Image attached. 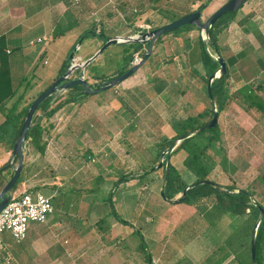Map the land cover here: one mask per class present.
<instances>
[{
    "label": "crops",
    "instance_id": "crops-1",
    "mask_svg": "<svg viewBox=\"0 0 264 264\" xmlns=\"http://www.w3.org/2000/svg\"><path fill=\"white\" fill-rule=\"evenodd\" d=\"M46 1H36L38 5L33 6L34 2L30 0L28 2L30 7L28 12L25 8V0H0V36L4 37L10 74L17 71L15 68H19L21 69L19 74L24 75L25 68L27 69L28 66L33 67V62L36 59L46 58L43 60V65L47 64V67L43 66L41 72L50 75L58 69L52 78L54 81L60 69L58 64L53 67L50 63L55 60L58 54L56 53L57 47L54 46L57 37L61 36V31L59 32L56 27L58 18L70 9L76 24V27H73V25L72 29L70 28L71 32H79L81 29L76 28H80V25L84 28L83 24H86V28L89 27V16L87 12L85 14L87 6L82 0L78 3L79 5H74L79 0L77 2L70 1L71 8L65 6L64 0ZM34 15L39 16L36 21L33 18L30 19ZM234 19L236 23L239 22L238 27L243 36H241L242 40L238 50L228 54V56L240 55V58L234 63L235 67L237 64H243L247 59L255 58L252 63L255 65L254 73L261 75L263 82L256 85L248 81L237 84L240 83L238 78L245 76L243 75L245 68L239 66L236 69L234 67L233 73L236 74V82H238L236 83L234 80L233 93H229L231 94V102L225 113L236 109L237 111L240 110L243 114H239L241 119L250 122L249 113L253 107H250L245 101L241 90L246 86L258 88L260 93L257 94L264 101V0H246ZM233 20L231 22H234ZM140 22L141 20H138L134 25L139 26ZM36 34L34 40L33 36ZM38 39H41V41H38ZM45 39L46 41L43 43ZM35 43H37L36 46ZM154 52L152 51L145 61L148 63L147 66L143 67L144 62L133 75L114 87L115 91L119 90L117 95H113L111 90H108V93L99 94L100 96L97 98H82L66 103L51 115L45 121L46 131L43 137L46 140V146L43 152L37 151L29 144L30 148L28 150L34 149L36 152H30L29 155L24 152V163L20 173L21 186L18 194L26 188L43 192L51 197V203L53 200L55 201V204L52 203V205L54 210H57V214L50 216L43 224H30L26 239L17 246H11L5 237L6 248L17 264H92L95 258H98V261H104L106 264H138L137 258H132L131 253L127 254L128 250L132 251L133 249L136 251L138 247L137 234L134 235L135 231L132 230L135 227L133 219H126L127 221L121 222L112 215V207L115 209L117 206L113 204V195L110 199L111 194H113L111 190L112 181L117 179L116 174L113 177V173H131L133 175V177L118 184L122 186V191L114 201L118 202L116 203L118 205L124 204L126 201L131 204L133 198L129 197L132 192L130 189L134 187L133 183L138 175L134 173V170L140 172L143 170L137 163L135 155L139 154L142 151L141 149L145 150L147 148L154 149L157 153L159 143L164 138H170L176 134V123L180 124L187 116L196 115L207 109L204 100L206 98L205 88L203 89L204 70L199 67L193 68L197 64L201 65L199 55L193 53V50H188L186 53V67H189L188 73L194 77L195 82L191 81V85L188 82L190 86L185 90L181 86L185 85L184 83L180 86L171 83L170 76L166 75L164 68L157 67L160 60L154 58ZM90 55L83 58V60ZM25 56L30 58L28 64L24 63ZM47 60H49L48 63ZM149 69L154 71L152 73H150L151 71L147 72ZM175 74L171 78H174ZM188 93H193L194 97H190V95H187ZM152 98L156 99H153L152 104H150ZM165 98L166 101L164 102L163 99ZM221 113L218 115L217 120L219 126ZM231 122L232 131L237 127L238 131L245 135L247 129L241 124L242 128L236 125L240 123L237 118L233 117ZM120 126L123 132V141L122 143L118 141L117 145L124 144L122 145L123 151L129 156L130 163L128 160L122 161L121 157H118L115 151L114 139H111L110 131ZM171 128L173 129L172 134ZM245 129L246 132H244ZM150 138L152 139L150 145L144 144V141L142 142V140ZM143 154H146L145 151ZM155 156L146 159L145 162L150 166L155 165L157 162ZM185 156L181 149L170 156V162L180 174V181L183 183L191 179L189 175L192 174L183 165ZM8 157L7 155H0V166L7 162ZM93 157H96L95 162L90 161V158ZM178 157L181 159H179L178 164H175L173 161L178 160ZM232 159H227V166L230 165L226 168L228 170L226 172L231 174V178L234 169L236 170ZM260 159L261 163L255 174L253 171L249 173L247 169H240L248 174V177L251 175L250 184L244 185L246 187L237 185L234 180L223 186L232 184L236 188L247 189L253 193V199L264 207V149L261 152ZM187 172L191 174H187L188 179H184ZM157 175L160 176V174ZM99 179L103 181L100 186V193L97 196L90 195L89 198L87 197L89 200H84L81 195L77 200V205L72 204L74 201V198L70 196L72 190L76 188L80 191L81 186L85 184V186H90L89 184L92 181L98 182ZM153 181L157 183L158 179L156 181L154 178ZM95 182L93 183L95 184ZM253 184L256 187H253ZM74 185L77 187L74 188ZM68 186H70L71 191H67L66 194L63 189ZM95 187L98 186L96 185L92 189ZM91 197L93 198L91 199ZM108 199L111 200L112 206L110 202H106ZM167 203L170 205L175 204L173 211L177 213L187 212L191 216L196 215L199 219L197 221H202L205 216L200 209L205 208L211 211L214 208L211 204L212 201L209 199L206 200V204L202 208L195 204L183 206L177 201ZM71 208H74L75 213ZM132 208L129 207L130 212ZM160 208L167 213L171 210L170 207L166 208L162 204ZM117 209H119L118 206ZM153 216L147 214V221L152 223ZM212 219L213 222L208 224L210 226L207 225V227L206 222V227L204 226L200 231L198 229L197 231L193 230L190 240L186 241L183 248H181V251H188L191 256H196V262L190 261L187 263L179 260L178 264H207V261L210 260V254H214L215 251L217 252L220 249L219 238H227L230 233L237 231H240L239 245L241 251H246L244 246L246 247V244H248L247 242L252 233L250 227L252 219L249 214L235 215L231 212H214ZM221 220L224 223L219 226L217 222H221ZM220 233L224 236L218 238V236H221ZM262 234V260L260 264H264V223ZM203 235L205 239L208 236L211 240L215 235L218 241L214 244L209 243V246L205 245L206 243L203 244L201 241ZM195 238L199 239L198 242L202 244L196 248L192 242ZM229 248L224 250V252L226 251L225 256L216 264H249L246 256L238 259L236 253ZM203 249H206L205 254L202 252ZM149 254L151 264H157V260L162 259L161 254H165L164 245L160 246L157 242L154 245V252L153 249H149ZM92 258H94L93 261H91ZM84 261L86 262L84 263ZM163 262L158 264H163Z\"/></svg>",
    "mask_w": 264,
    "mask_h": 264
},
{
    "label": "rangeland",
    "instance_id": "rangeland-1",
    "mask_svg": "<svg viewBox=\"0 0 264 264\" xmlns=\"http://www.w3.org/2000/svg\"><path fill=\"white\" fill-rule=\"evenodd\" d=\"M29 1L30 0H25V3H26L25 8L27 9L28 12L30 10V7L28 6ZM36 1H42V0H32V2H34L33 6L38 5ZM70 1L73 2V0H64L63 3L66 4L65 5L66 7L71 8ZM227 1L228 0H86V1L82 0V2H85L87 6L85 14L87 12L89 16L88 17L89 27L86 28L85 27L86 24H83L84 28L81 25H80V28H76V29H81L79 32L77 31L71 32L70 31L72 29L71 27L73 25H74L73 27H76L75 26L76 24L74 22V16L70 13V9L67 10L64 15H61V17L58 18V21L56 23L57 30L59 32L61 31V36L57 37L56 43L54 44V46L57 47L56 53L58 54L55 60L51 61L50 63H52L53 67H55V64H58V67L60 68V66L62 65V62L67 57H69L71 53H73V59L76 58V62H78L81 59L83 60V58H86L90 54L92 55L102 45L101 44L102 41H100V39L97 36H89V37L81 39V35L85 34L91 27L92 28L94 27L96 32L98 30H103L107 35L111 37L115 35H120V36L136 35L142 29L140 25L143 26L144 24H149L151 27H156L158 25H162L165 22L168 23L170 22V19H173V18L176 19L175 17H177L179 14L182 15L187 11L192 12L198 9V7L202 4L203 5L206 4V7L202 10V17L206 19L212 12H214L216 9H218L222 4H224ZM79 2L80 0L77 3H74V5H79L78 4ZM243 4L240 6V8L243 6ZM239 9L237 10V12L239 11ZM34 16H32L30 19L33 18V20L36 21L39 16L38 15H36L35 17ZM138 20L139 21L141 20V22L139 23L140 25L135 26L134 23L138 22ZM241 24H242V20H241ZM238 25H239L238 21L237 23L236 21L231 22L218 35V44L220 45V48H221L220 54L225 58L228 56V54L232 52H236L238 50V47L240 46V43L242 40L241 36L243 35L240 32V28L238 27ZM144 31L145 30H143L142 32ZM36 36L37 34L33 36L34 40L36 39ZM199 36L203 38V33L197 27H194L193 29L189 31L178 33L177 35L167 34L162 38V40L158 44L154 43V46L152 49L153 52L155 51L154 52L155 54L153 55L154 58H157L158 60H160L157 67L164 68V72L167 73L166 75L170 76L171 83L177 86H180L181 84L184 83L185 85H181V86L185 90L189 88L192 82L193 83L195 82L193 80L194 77L188 73L189 67L188 66L186 67V62H185L187 61L186 53L188 52V50H193V53H197L199 55V52L201 49L200 44L197 41V38ZM185 38H187V40ZM45 41L46 39L43 40V43H45ZM36 44L37 43H35V46ZM120 50H121V47L117 45H111L104 52H102L100 56H98V58L95 59L93 62H95V64L99 67V70L101 72L111 74L114 71V69L118 67L120 63V58H119ZM209 50L211 51L212 49L209 48ZM136 57L140 58V55L135 54L132 59L133 60L132 63L135 61ZM44 59L42 60L36 59L35 62H33V65H34L33 67L32 66L29 67L27 65L28 68L27 69L25 68L26 72L24 73V75L19 74L21 69L15 68L17 71L13 72V74H11V77H12L13 86L15 84L14 88L17 89V94L16 96L12 98V100H10L7 103V105H5L6 109L10 107L12 102L18 97L19 94H23V98L18 105V108H21L28 102L32 101L39 92L47 88L53 82L52 78L56 74V71L58 69L54 70V72H52V74L50 75L42 74L41 70L43 66L47 67V64L43 65ZM254 59H247V61L244 62L243 64L236 65V67L242 66L243 68H245V73L243 74L245 76L244 77L242 76V78H238V81H240V83H237L238 81L236 82L237 77H236V74L233 73V69L235 70L236 68L235 65L230 67V76L227 78L226 86H225L228 93L230 92L231 94L233 93L232 89L235 86L234 80L237 84H241V83L248 81L250 83L253 82L252 84L256 85L260 82H263L262 76L254 73L255 65L252 64L254 62ZM29 60H30L29 56H25L24 63L28 64ZM48 61L49 60H47V63ZM147 64L148 63L145 62L143 64L144 65L143 67L147 66ZM198 67L201 69L203 68L202 65L200 64L193 66L194 69ZM250 67H251V70H250ZM246 69L248 70L246 71ZM77 70L79 71V69L74 70L71 73L69 78L78 77L79 72L77 73ZM149 71H151L150 73H152L154 70L149 69L147 72ZM175 73H177L178 76ZM87 74L88 73L85 70V77L87 78V80L90 83L95 82L94 78ZM174 74L176 75L174 77L175 79L171 78ZM188 82L190 85L188 84ZM118 84H116L115 86H117ZM115 86L105 89L103 91L97 92V93H90L89 95L85 94L83 98L84 99H87V98L91 99L95 97L97 98L98 96H100L99 94L104 95L108 93L107 92L108 90H111L113 95H117L119 90L117 89L115 91V88H114ZM254 89L256 90L257 93H260L257 88L254 87ZM205 92L207 95L206 85H205ZM187 95H190V97H194L193 93H188ZM57 98L51 102L50 104L51 106L52 104H54V101L56 102ZM60 99H63V97L60 96ZM153 99H156V98H152L150 100L151 101L150 104H152ZM163 100L165 102L166 98ZM204 100L207 104V109H208V107H210L211 102L209 98L207 97ZM6 109H5V112H7ZM225 110H223V112L221 113L222 116L220 120L221 121L220 129H221L222 134L220 136V140L212 144V146L206 150V155L208 159L207 161L205 159V161L207 163L210 162V164H212L211 162H213L212 164L213 167L209 164V166L212 167L210 168L211 170H210L209 176L216 183H219V184L221 183L222 185H225L229 181L234 180V182H236L237 185L246 187L244 185L250 184L249 180H250L251 175H249L248 177V174H246L245 172H242V170L240 169L244 168V169H247L249 173L253 171L255 174L256 170L258 169L259 164L261 163V159H260L261 152L264 149V122H263L264 117H263V114L260 111H258L256 108H251L250 113H249L250 115L249 121L251 122L250 123V122L243 121L241 119L240 115H243V114L240 110L237 111L236 109L235 111H231V112L228 111L227 113H225ZM259 115H261L262 117ZM251 116H252V119H251ZM209 117L210 115H206L202 121L208 119ZM233 117L237 118L240 121V123L236 124L237 126L242 128L241 127L242 125L243 127L247 129V132H246V129L244 131L246 132L245 135L239 132L237 127H235V130L232 131L231 119ZM3 118H4V113L0 111V121H2ZM175 125H177L176 130H178L179 124L176 123ZM209 132L210 130L208 131L205 130L202 133H197L196 135H194V137L190 139L188 146H191L192 144L203 146V144H205L207 141L206 138ZM110 133L112 137L111 139H114L113 141L116 145L115 151L118 154V157H121L122 161L128 160V162L130 163L129 156L123 151L122 145L124 144L117 145L118 141H120L121 143L123 141L122 140L123 132L121 130V126L119 128H115V130L110 131ZM172 133H173V129L171 128V134ZM150 140L152 139L151 138L148 140L144 139L142 140V142L144 141V144L147 143V145H150L152 143ZM29 148H30L29 144H26V146L24 147V152L27 153L28 155L30 152H36V150L34 149L28 150ZM141 150L142 151H140L139 154L135 155V157H136L137 163L143 169L141 172L143 173L144 171H147V173L136 177V181H134L133 183L134 187L130 189L132 192L130 193L131 195L129 197L133 198V200H131L132 201L131 204H129L128 201L120 205L116 204L118 202H114L117 199V195L120 193V191H122V186H119L118 183L116 184L115 182H117L119 180V177L123 174L121 173L117 174L116 172L113 173V177L116 174L117 179L112 181L113 186L111 190L113 191V194H111L110 199L113 195V204L119 207V209H117V206H116L115 211H117V214L119 215V217L120 216L122 217V218L120 217L121 219H123L124 221L126 219L127 220L133 219L134 221L133 223L135 227L134 229L132 228V230L135 231L134 235L137 234V239H138L137 250L136 251H134L133 249L132 251L128 250L127 254L131 253L132 258L134 259L137 258L138 264H149L148 261H146L147 254H149V249H153V252H154V245L157 242H159L160 246L164 245L165 254H161L162 259L159 261L157 260V264L159 262L162 263L163 260L165 262V263L163 262V264H178L177 262L179 260L183 262H187V263H189L190 261H193L195 263L197 260L196 256L194 257L191 256V254L188 251L187 252L181 251L182 250L181 248H183V245L186 243V241L190 240L189 238L191 235H193V230L197 231L198 229L200 231L201 229H203L206 222H207L206 226L212 223L213 222L212 214H214V212L216 213L220 212V210L217 207H214L213 209H211V211H208L205 208L200 209L202 213L205 214L204 219L202 221H197L199 219L196 217V215L191 216L187 212L177 213L176 211H173L175 204L170 205L169 203L165 202V200H163V198L160 196V188H161L162 181H163V177H161L163 176V169L156 168V166L159 163L160 158L158 159V156H155V159H158V162H156L155 165L150 166L149 164L145 162V160L148 158H151L153 155H156L155 150L149 149V148L145 150L143 149ZM181 150H183L185 155H187V152L184 149H181ZM144 151L146 154H143ZM6 152L7 151H5V148L2 145H0V155L9 156L11 153V151H9L8 152L9 155H8L6 154ZM223 156L226 157V159L233 158L232 163H234L235 165L234 167L236 168V170L234 169L232 178L230 176L231 174L226 172L228 170L223 171L221 169L220 161ZM92 159L94 161H92ZM179 159L181 158L178 157V160H174L173 162L175 164H178ZM90 161L95 162L96 157L90 158ZM228 166H227V161H226V168ZM153 168H156V169L152 170ZM229 172L231 173L230 170ZM134 173L138 174L140 173V171L134 170ZM157 174H160V176ZM187 174L189 175L191 173L187 172L185 174L184 179H188ZM189 177L191 178L189 179L190 181L186 180L184 183L183 182L181 183L185 185L194 183L196 177L193 174L189 175ZM154 178L156 179V181L158 179L157 183H154L153 181ZM102 181H103L102 179H99L98 182L92 181V183L95 182V184L91 183L89 184L90 186H85L86 184L81 187L79 186L81 188L80 191L76 190L75 187L77 186L74 185L75 189L71 186L74 189L70 193V196L74 198V201L72 204L76 206L77 200L79 199V196L81 195L84 197V200L85 199L89 200L88 198L90 195L93 197L97 196L100 193V188H101L100 186L102 184ZM96 185L98 187H95L92 189V187ZM20 186H21V180L17 184L16 190L10 193V196H15L16 194H18V191L20 190ZM252 186L256 187L255 184H253ZM69 187L70 186L64 187L63 189L64 192H66V194H67V191L68 192L71 191ZM26 189H29V188H26ZM180 195L181 194H178L176 198H178ZM93 197H91V199ZM110 199H108V201L106 202L109 203ZM85 202H90V201H85ZM52 203L55 204V201L53 200ZM178 203L183 206L187 204L185 202H178ZM161 204L164 205L166 208L170 207L171 210H169L168 213L166 211H163L160 208ZM130 206L133 207L131 212L129 211ZM74 208H71L73 213H75ZM54 211L55 212H53L50 216L57 214V210L55 209ZM147 214L154 215L153 216L154 220L152 223L147 221L148 220L146 217ZM112 215L116 218L113 212H112ZM210 218L212 219L211 221L209 220ZM223 223L224 221L222 220L221 222L219 221L217 222L219 226H221ZM34 224H43V223H34ZM252 225H253V220H251L250 227H252ZM210 230L212 229L210 228ZM221 234L222 233H220V235ZM223 236L224 235L218 236V238L223 237ZM5 237H6V241L9 242L11 246H17V243H15V241L9 236L8 233L4 235V241H5ZM87 237H88V234H87ZM142 237H143V240L145 241L144 243L145 246L142 244V242H144L142 240ZM219 240H220V244H219L220 249L217 252L215 251L214 254H210V257H209L210 260L207 261L208 263L211 262L210 264H216L217 262H219L223 258V256H225L226 254V251L224 252V250H228V247H230L236 253V256L238 259H241V257L244 258L246 256L248 258V263L252 264L251 252H250V238H249V241L247 242L248 244H246V247L244 246V248H246V251L244 252L241 251V248L239 245L240 231L232 232L229 234L227 238H224V239L219 238ZM198 241L199 239L197 240L196 238L192 240L193 246L195 248L198 245L200 246L202 245ZM201 241L203 244L206 243L205 245L209 246V243H212V244L217 243L218 239L215 237V235L212 240L208 236L205 239L203 235L201 236ZM202 252L205 254L206 249H203ZM261 254H262V251L260 250V252H258V256H260L259 258L260 262L262 260ZM93 260L94 258L91 259V261ZM85 262L86 261H84V263ZM10 264H17L16 260L15 261L12 260ZM92 264H106V263L101 260L98 261V258H95Z\"/></svg>",
    "mask_w": 264,
    "mask_h": 264
},
{
    "label": "trees",
    "instance_id": "trees-1",
    "mask_svg": "<svg viewBox=\"0 0 264 264\" xmlns=\"http://www.w3.org/2000/svg\"><path fill=\"white\" fill-rule=\"evenodd\" d=\"M202 6L203 4L200 5L198 9H200ZM189 12L191 11H187L184 14H187ZM236 12L237 11H232V12L222 15L219 19H217L213 27L210 28L209 34H208L209 41H210L209 48L212 49L215 46L217 48V51L220 53L221 48H220V45L218 44V35L234 19ZM182 15L179 14L175 18H178ZM171 20H174V18L170 19V21ZM164 24H166V22L163 23L162 25ZM162 25L151 27V29L157 28ZM194 27L196 26L195 25L181 26L169 33L159 36L156 39L155 44H158L162 40V38L167 34L177 35L178 33L189 31L193 29ZM89 36H97L100 39V41H102L101 44H103L107 38L111 37L107 35L103 30H98L96 32L94 27L93 28L91 27L85 34L81 35V39L89 37ZM185 39L187 40V38ZM197 41L199 42L200 47H201L200 52H199V62L201 63L204 69V73H205V78L203 81L204 88H205L208 76L218 67V64L214 61L212 56L205 50L203 39L200 36L197 38ZM117 46L121 47L120 57H119L120 63L118 67H116V69H114V71L111 74L101 72L99 70V67L95 64V62H92L85 68V70L88 73L87 75H90L91 77H93L95 81H96V78H98L97 85H96L97 87L100 86L102 82L108 81L126 72L129 69L130 62L132 61L134 55L139 52L140 54L138 55L142 57L147 48V45H141L137 43L117 44ZM70 55H73V53H71ZM239 58H240V55H237V56L232 55L226 58L224 57L225 62L227 64V73L224 76L216 78L211 83L212 95H213V98L216 104V108L218 110V115L223 110L227 109V107L230 105L231 96L228 93L225 86H226L227 78L230 76V67H232ZM70 62H71V58L69 56L62 62V65L59 69V73L57 77L62 75L67 70ZM78 72L79 71L77 70V73ZM16 94H17V89L14 88L12 84L8 56L5 50L4 37L0 36V111L4 113V118L0 122V145H2L5 148V151H12L14 140L21 128V125L27 113L28 107L30 103L32 102L30 101L24 106H22L21 108H18V105L23 98V94H19L18 97L12 102L10 107L6 109L5 105H7V103L10 100H12V98L16 96ZM241 94L243 95L245 101L248 103L250 107L256 108L258 111H260L264 115V101L258 96L254 88H251L250 86H246L241 90ZM63 95H60L63 97V99H60V96H58L56 102L54 101V104H52V106L50 104L53 101V96L48 97L38 106L35 112V116L32 120V124L30 125L28 129L27 138L23 142V151H24V147L26 146V144H30L37 151L43 152L46 146V140H44V137H43L44 132L46 131L45 121L66 103L74 102V101L82 99L85 93L83 91V87L81 85H77V86L70 88L66 92H64ZM205 96L209 98L208 95H206V92H205ZM5 109L7 110V112H5ZM206 115H210V117L202 121ZM211 116H212V105L211 104L207 110L197 113L196 115L187 116L184 119V121H182L181 124H179V129L177 130L174 136L170 138H164L159 143L158 151L156 153V156H158V159L160 158V154L163 151H165L175 139L179 138L186 132L193 131L199 128L200 126L206 124L210 120ZM208 130H210V132L206 138L207 141L205 144H203V146L199 145L200 146L199 147L197 144H192L191 146H188L190 139L194 137L192 136V137L182 140L172 151V153H174L180 149H184L187 152V155L183 159V165L196 177L195 182L202 181V180H209V181L216 183L209 176V173L211 170L210 168L213 167L212 165L213 162H211L212 164H210V162L209 163L206 162L208 159L206 155V150L210 148L212 144L220 140V136L222 132H221L219 124H217V126L214 128L206 129V131ZM204 131H201L199 133H202ZM158 159H157V162H158ZM226 161H227L226 157L223 156L220 161L221 169L223 171H226ZM209 164L212 167L209 166ZM159 169H163V173H164V162L162 163ZM12 172L13 171L11 168H8L6 170H0V189L10 179V177L12 176ZM145 173H147V171H144L143 173L140 172L138 173L137 176L143 175ZM131 177H133L131 173L123 174L119 177V180L115 183L119 184L120 182L126 179H129ZM19 178L16 181V183L13 185V187L10 189L8 193L9 197H10V193L16 190V186L20 182ZM179 180H180V174L178 173L176 168L170 163L169 175H168V179H167V183L165 187V196L167 199L174 200L178 194H181L182 189L186 185L182 184L181 181ZM216 184L218 185V188L222 190L215 188L211 184L201 183L189 189L186 192L184 200H178L177 202H185L191 205L195 204L202 208L205 206L206 200L209 199L212 201L211 203L212 207H217L220 210V212H231L235 215L249 214L251 219L253 220V225L251 227V231H252L255 221L257 219V216L259 214V210L252 203V201L250 200L246 192H249L251 196L253 195V193L248 191L247 189H243L245 190V192L237 191L235 193H232L230 191L239 190L240 188H236L232 184L227 185V186H223L219 183H216ZM109 202H110V205L112 206L111 200H109ZM112 212L116 216V218L118 217V219L121 222H125L123 219L119 217V215L117 214V212L115 211L113 207H112ZM263 223H264V216L262 217V220L258 226L257 234H256V245H255V263L256 264H260V259H259L260 256H258V252H260L261 250L260 242L262 241V236H263L262 234ZM144 243L145 242H142V244L145 246ZM146 261H148V263L151 264L149 254H147Z\"/></svg>",
    "mask_w": 264,
    "mask_h": 264
},
{
    "label": "water",
    "instance_id": "water-1",
    "mask_svg": "<svg viewBox=\"0 0 264 264\" xmlns=\"http://www.w3.org/2000/svg\"><path fill=\"white\" fill-rule=\"evenodd\" d=\"M245 2L246 0H228L227 2L222 4L218 9L212 12L206 19L202 17V10L206 7V4H204L200 9H196L192 12L184 14L157 28L146 30L136 35H129V36L115 35L113 37L107 38L104 41V43L91 56H89L85 60H82V61L79 60L78 62H75V60L73 59V55H70L71 62L67 70L62 75H60L58 78H56L47 88L42 90L30 103L27 113L24 117L23 123L21 125V128L14 140V145L9 155V158L4 165L0 166V170H6L8 168H11L13 171L10 179L0 189V210L2 209V207L5 205V203L7 202L9 198L8 193L10 189L13 187V185L16 183V181L20 177V173H21L23 163H24L23 142L27 138L28 129L30 125L32 124V120L35 116V112L38 106L48 97L53 96V100H54L59 95L63 94L70 88L77 86V85H81L83 87V91L85 94L97 93V92H100V91H103L105 89L115 86L116 84L127 79L129 76L133 75L135 71L148 59V57L152 53L154 43L159 36L169 33L184 25H195L200 31H202L203 33L202 39H203L204 48L212 56L214 61L218 64V67L208 76L207 82H206L207 95L212 104V116L206 124L200 126L199 128L193 131L186 132L179 138L175 139L171 143V145L160 154V160H159L158 165L156 166V168H160L162 163L164 162V173H163L162 185L160 188V196L163 198V200L167 202H173V201L175 202L178 200H184L186 192L192 187H194L195 185H198L201 183H208L214 186L215 188L222 190L218 188V185L216 183L209 181V180H202V181H197L189 185H186L182 189L181 195L174 200L167 199L165 196V187H166V183H167V179L169 175L170 156H171L172 151L182 140L192 137L195 134L203 130L214 128L217 126L218 110L216 108V104H215V101L212 95L211 83L216 78L226 75L227 64L225 62L224 57L217 51V48L215 46L212 48V52L209 50V45H210L209 35H208L209 30L210 28L213 27L217 19H219L222 15L232 12V11H237L240 8V6ZM130 43H137L141 45L146 44L147 48L142 57L140 58L136 57L133 63H132L133 60L130 62V67L126 72L108 81L102 82L101 85L98 87L96 86L98 78H96V81L92 84H90V82L87 81L85 77V68L89 64H91L95 59H97L98 56H100V54L103 51H105L111 45L130 44ZM76 69H79V76L76 78H69L71 73ZM67 78L70 80L68 82H65ZM237 191L245 192V190L243 189L234 190L230 192L235 193ZM246 193L249 196L252 203L259 210V214L255 221V224H254V227L251 233V237H250L251 262L252 264H256L255 263L256 234H257L258 226L262 220V217L264 216V208L260 206L253 199V197L250 195L249 192H246Z\"/></svg>",
    "mask_w": 264,
    "mask_h": 264
},
{
    "label": "built area",
    "instance_id": "built-area-1",
    "mask_svg": "<svg viewBox=\"0 0 264 264\" xmlns=\"http://www.w3.org/2000/svg\"><path fill=\"white\" fill-rule=\"evenodd\" d=\"M141 28L139 33L150 30L151 26L144 24ZM74 60L76 62V58ZM53 212L51 197L39 190L29 188L20 194L10 196L0 210V264H10L13 260L4 241L6 233L15 243L20 244L26 239L31 223H45Z\"/></svg>",
    "mask_w": 264,
    "mask_h": 264
},
{
    "label": "flooded vegetation",
    "instance_id": "flooded-vegetation-1",
    "mask_svg": "<svg viewBox=\"0 0 264 264\" xmlns=\"http://www.w3.org/2000/svg\"><path fill=\"white\" fill-rule=\"evenodd\" d=\"M145 31H146V30H145ZM145 45H146V44H145ZM136 54H139V53H136ZM129 67H130V65H129ZM58 77H59V76H58ZM58 77H56V78H58ZM56 78H55V79H56ZM86 79H87V78H86ZM69 80H70V79L67 78V80H65V82H68ZM87 81H88V80H87ZM88 82H89V81H88ZM93 83H94V82H93Z\"/></svg>",
    "mask_w": 264,
    "mask_h": 264
}]
</instances>
